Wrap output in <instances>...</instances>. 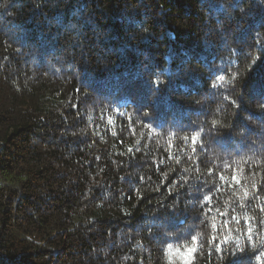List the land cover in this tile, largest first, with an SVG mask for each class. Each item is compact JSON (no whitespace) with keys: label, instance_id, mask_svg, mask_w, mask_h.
<instances>
[{"label":"trees","instance_id":"16d2710c","mask_svg":"<svg viewBox=\"0 0 264 264\" xmlns=\"http://www.w3.org/2000/svg\"><path fill=\"white\" fill-rule=\"evenodd\" d=\"M0 264H264V0H0Z\"/></svg>","mask_w":264,"mask_h":264},{"label":"snow or ice","instance_id":"6c2138e0","mask_svg":"<svg viewBox=\"0 0 264 264\" xmlns=\"http://www.w3.org/2000/svg\"><path fill=\"white\" fill-rule=\"evenodd\" d=\"M233 179L235 180V177H233ZM245 195H247V193H245ZM206 199H210V197H206ZM168 247L169 248H171L172 247V245H168ZM218 248H219V246H218ZM242 251V250H241ZM191 252H192V249H188L187 250V254H191ZM233 255H235V253L233 254ZM258 260H259V258H258Z\"/></svg>","mask_w":264,"mask_h":264}]
</instances>
